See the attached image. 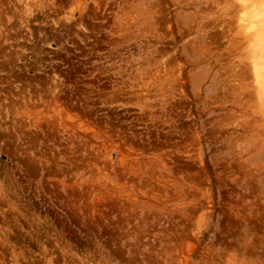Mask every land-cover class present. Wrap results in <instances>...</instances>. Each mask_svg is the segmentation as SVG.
I'll list each match as a JSON object with an SVG mask.
<instances>
[{
	"label": "rangeland",
	"instance_id": "obj_1",
	"mask_svg": "<svg viewBox=\"0 0 264 264\" xmlns=\"http://www.w3.org/2000/svg\"><path fill=\"white\" fill-rule=\"evenodd\" d=\"M256 67L264 0H0V264H264Z\"/></svg>",
	"mask_w": 264,
	"mask_h": 264
},
{
	"label": "bare ground",
	"instance_id": "obj_2",
	"mask_svg": "<svg viewBox=\"0 0 264 264\" xmlns=\"http://www.w3.org/2000/svg\"><path fill=\"white\" fill-rule=\"evenodd\" d=\"M260 38H261V33L260 32H258V34H255L254 36H252V39L255 42L258 41ZM250 43L253 44L252 41H250ZM256 44H257V42H256ZM254 72H255V77H256L255 79L258 82L261 83V86H263L264 85V67L259 68V69H257V67H256L255 70H254Z\"/></svg>",
	"mask_w": 264,
	"mask_h": 264
}]
</instances>
